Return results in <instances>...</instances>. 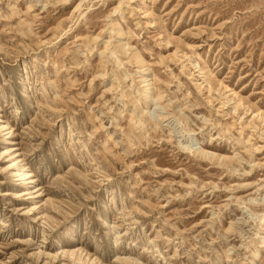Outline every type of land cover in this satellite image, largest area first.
Here are the masks:
<instances>
[{"label": "rangeland", "instance_id": "374dc122", "mask_svg": "<svg viewBox=\"0 0 264 264\" xmlns=\"http://www.w3.org/2000/svg\"><path fill=\"white\" fill-rule=\"evenodd\" d=\"M0 119V264H264V0H0Z\"/></svg>", "mask_w": 264, "mask_h": 264}, {"label": "bare ground", "instance_id": "6f19581e", "mask_svg": "<svg viewBox=\"0 0 264 264\" xmlns=\"http://www.w3.org/2000/svg\"><path fill=\"white\" fill-rule=\"evenodd\" d=\"M0 127L1 128H4L5 130H7L8 129V127H7V125H6V123H5V121L3 120V119H0ZM3 129V130H4ZM15 159V158H14ZM22 160L21 159H16L15 160V165H16V167L18 168L17 169V171H18V174L21 176V177H23V179L24 180H27V179H29V176H28V174H27V172H25V170L23 169V164H22ZM260 248L262 249V248H264V241H262L261 243H260Z\"/></svg>", "mask_w": 264, "mask_h": 264}]
</instances>
